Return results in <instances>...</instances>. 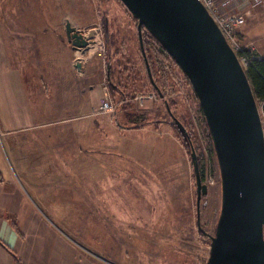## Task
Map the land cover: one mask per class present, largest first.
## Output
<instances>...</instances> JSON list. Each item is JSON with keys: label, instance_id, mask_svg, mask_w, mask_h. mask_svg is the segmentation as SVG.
Returning <instances> with one entry per match:
<instances>
[{"label": "rangeland", "instance_id": "rangeland-1", "mask_svg": "<svg viewBox=\"0 0 264 264\" xmlns=\"http://www.w3.org/2000/svg\"><path fill=\"white\" fill-rule=\"evenodd\" d=\"M7 1L0 0V15L8 11ZM11 1L24 17L32 15L29 28L40 34L35 35L39 50L49 38L56 41L51 50L58 68L46 65V83L29 93L36 115L42 106L51 111L44 124L7 130L0 116V184L11 186L7 170L30 176L24 182L43 210L39 214L75 247L78 263L207 264L222 207L221 172L183 70L167 58L156 63L152 48L150 79L138 21L121 0ZM251 11L256 42L240 37L243 26L238 36L257 55L264 45V6ZM67 20L85 36L96 30V38L74 47L65 33ZM35 64L30 71L38 76ZM110 77L123 93L111 87ZM41 85L46 104L34 90ZM105 101L109 109L102 108ZM192 149L208 187L199 207Z\"/></svg>", "mask_w": 264, "mask_h": 264}, {"label": "water", "instance_id": "water-1", "mask_svg": "<svg viewBox=\"0 0 264 264\" xmlns=\"http://www.w3.org/2000/svg\"><path fill=\"white\" fill-rule=\"evenodd\" d=\"M121 1L138 21L151 79L144 28L188 77L210 130L221 172L222 207L207 264H264V128L245 68L200 0ZM66 32L74 47L87 46L97 35L91 29L85 36L70 20ZM191 156L199 207L208 187L194 149Z\"/></svg>", "mask_w": 264, "mask_h": 264}, {"label": "crops", "instance_id": "crops-1", "mask_svg": "<svg viewBox=\"0 0 264 264\" xmlns=\"http://www.w3.org/2000/svg\"><path fill=\"white\" fill-rule=\"evenodd\" d=\"M6 4L8 11H3L0 15V116L5 129L22 130L33 124L34 126L44 124L46 118L50 117L51 111L46 106L35 107L38 111L36 115L29 106L31 105L29 93L34 86L39 87V84L46 83L43 72L46 65L52 70L58 68L57 58L51 50L56 41L52 40L50 32L47 33L46 35L51 38L46 39L48 42L41 39L40 41L44 43L43 48L39 50L35 35L40 34H34L32 31L36 29L29 28L32 15L24 17L11 0ZM252 6L251 9L246 8V22L240 29L242 33L240 37L255 43L254 33L249 27V17L251 10L259 5ZM65 33L67 36L66 30ZM60 40L59 38L58 44ZM262 46L257 48L258 56H264V45ZM34 48H37V51ZM35 61L39 63L36 69L40 71L38 76L37 73L30 71L36 67ZM60 83H63L62 79ZM43 89L41 85L39 91L36 88L34 90L46 104L48 98ZM90 89L93 90V87ZM83 92V88H80L78 94L82 100ZM41 113L42 116H39ZM17 161H12V168L16 169ZM6 167L4 163L3 168ZM12 173L11 175L7 170L5 177L11 182L10 187L5 188L0 184V264H86L84 261L77 262L79 255L75 247L70 246L54 232L51 229V222L39 214L43 210L35 201V195L29 185L24 182L29 180L30 176L21 175L15 170Z\"/></svg>", "mask_w": 264, "mask_h": 264}, {"label": "built area", "instance_id": "built-area-1", "mask_svg": "<svg viewBox=\"0 0 264 264\" xmlns=\"http://www.w3.org/2000/svg\"><path fill=\"white\" fill-rule=\"evenodd\" d=\"M207 8L220 30L222 31L226 41L237 55L240 63L246 68L254 58L264 57L258 55H251L249 49H245L238 33L240 27L246 22L247 5H262L264 0H200ZM245 9V10H244ZM87 36V35H86ZM97 36V35H96ZM96 38V37H95ZM90 42V41H89ZM143 99V97H141ZM256 99L259 109L260 118L264 128V99ZM111 107L109 101L102 104L103 109Z\"/></svg>", "mask_w": 264, "mask_h": 264}, {"label": "trees", "instance_id": "trees-1", "mask_svg": "<svg viewBox=\"0 0 264 264\" xmlns=\"http://www.w3.org/2000/svg\"><path fill=\"white\" fill-rule=\"evenodd\" d=\"M143 38H144V44H145V51H146V54H147V58H148V62H149L150 68L152 67V62H150V58L151 57H150V54H149V49H152V48L155 51V55L156 56H154L153 58H154V61L156 63H157V60H159V59L162 60L163 58L164 59L167 58L171 62L175 63L178 66L177 62L167 53V51L160 44V42L157 41V39H155L145 28L143 29ZM147 41H149V42H147ZM141 52H142V50H141ZM142 55H143V53H142ZM144 61H145V58H144ZM145 64H146V61H145ZM108 65H109V68H110L109 75L111 76V64L109 63ZM146 68H147V65H146ZM152 70H151V72H152ZM245 71H246L247 77H248V79H249V81L251 83L255 98L264 99V57L254 58L252 60V62L245 68ZM159 74H161L160 71H159ZM162 78H163V76H162ZM163 80H164V78H163ZM109 83H110L111 87L115 91L117 90V91L123 93V91L120 89V87L118 85H116L112 81L111 77L109 79ZM124 97L126 98L125 95H124ZM177 128L182 133L184 138L186 140H189L185 136L184 132L178 126H177Z\"/></svg>", "mask_w": 264, "mask_h": 264}]
</instances>
